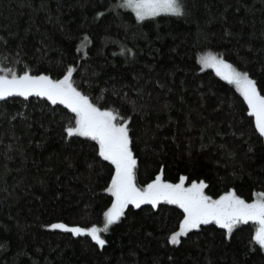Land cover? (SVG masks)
Segmentation results:
<instances>
[{"label": "trees", "instance_id": "obj_1", "mask_svg": "<svg viewBox=\"0 0 264 264\" xmlns=\"http://www.w3.org/2000/svg\"><path fill=\"white\" fill-rule=\"evenodd\" d=\"M188 6L187 15L137 20L118 0H0V69L58 78L73 65V80L94 103L131 113L138 186L158 172L171 182L184 175L205 180L213 198L231 189L251 200L264 192V139L241 93L198 55L223 54L264 94V0ZM73 117L38 94L0 98V264H264L251 220L231 232L203 222L171 243L183 210L167 201L129 204L101 231L103 246L47 228L101 225L112 200L114 166L91 137L67 136Z\"/></svg>", "mask_w": 264, "mask_h": 264}, {"label": "snow or ice", "instance_id": "obj_2", "mask_svg": "<svg viewBox=\"0 0 264 264\" xmlns=\"http://www.w3.org/2000/svg\"><path fill=\"white\" fill-rule=\"evenodd\" d=\"M118 2L120 7L132 9L137 20L156 17L158 13L187 15L190 11L188 0H118ZM109 7L115 8L116 5ZM96 15L99 16L101 13L98 12ZM84 39L88 40L86 34ZM0 41H4V37H0ZM4 43L6 45V41ZM120 52L131 54L132 50L121 47ZM199 59L202 64L210 65L224 80L236 86L247 103V111L254 117L255 129L264 137V94L258 89L257 81L248 71H243L230 63L223 54L207 51ZM73 72V65H67L63 75L58 78H53L45 72L33 74L30 70L0 69V98L9 97L11 94L28 97L35 93L40 97H46L53 104L59 101L66 105L74 114L73 119L64 128L67 136L79 134L91 137L97 142L99 156L114 166L106 189L113 198L103 213L102 225L93 223L82 227L79 224L69 225L58 221L47 224V228L67 229L73 234H89L93 241L103 246L106 241L101 231L107 232L109 225L121 218L124 209L130 203L139 206L143 201H150L156 206L158 201H171L183 210L178 229L167 237L171 243H180L181 234L187 233L189 229L198 228L201 222L215 221L217 225H222L231 232L234 225L251 220L257 223L253 239L264 248V192L257 194L255 199L248 200L230 189L213 198L203 190L206 183L203 179L185 184L186 178L181 175L179 180L173 183L162 179L159 172L154 179L138 186L136 183L138 158L132 147L130 124L132 114L121 117L122 109L112 105L98 106L89 95L77 87L73 80ZM119 87L123 88L124 85ZM113 92L117 94L116 86L113 87ZM97 99L99 100V97ZM123 99L127 100V96L125 95ZM129 103L132 104L134 112L140 111L134 100Z\"/></svg>", "mask_w": 264, "mask_h": 264}, {"label": "rangeland", "instance_id": "obj_3", "mask_svg": "<svg viewBox=\"0 0 264 264\" xmlns=\"http://www.w3.org/2000/svg\"><path fill=\"white\" fill-rule=\"evenodd\" d=\"M129 9V8H128ZM130 10H132V9H130ZM135 14V13H134ZM205 52H207V51H205ZM205 52H202V53H200L199 55H198V61H199V63H200V66L201 67H209V68H212L210 65H204V64H202L201 62H200V59H199V57L203 54V53H205ZM214 71H215V69L214 68H212ZM216 72V71H215ZM222 77V76H221ZM233 84V83H232ZM234 85V84H233ZM235 86V85H234ZM235 88H236V86H235ZM32 94H35V93H32ZM57 102H59V101H57ZM254 118V117H253ZM263 139H264V137H263ZM175 182H177V181H174L173 183H175ZM188 183H191V182H188ZM186 181H185V184H188ZM109 185V184H108ZM111 194V193H110ZM257 194H259V192H256V194H255V197L253 198V199H255L256 198V196H257ZM112 195V194H111ZM113 198V197H112ZM143 202H149V203H151L150 201H143ZM159 202V201H158ZM167 202H171V201H167ZM131 204V203H130ZM103 222H104V216H103V221H102V224H103ZM215 222V221H214ZM52 223H54V222H52ZM201 223H203V222H201ZM101 224V225H102ZM178 227H179V225H178ZM178 227L174 230V231H176L177 229H178ZM67 230V229H66ZM70 231V230H69ZM173 232V231H172ZM182 235V234H181Z\"/></svg>", "mask_w": 264, "mask_h": 264}]
</instances>
